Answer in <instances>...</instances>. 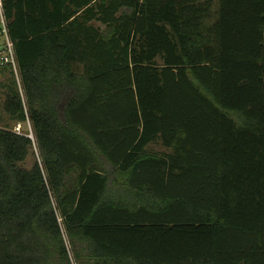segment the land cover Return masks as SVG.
<instances>
[{"label":"trees","instance_id":"trees-1","mask_svg":"<svg viewBox=\"0 0 264 264\" xmlns=\"http://www.w3.org/2000/svg\"><path fill=\"white\" fill-rule=\"evenodd\" d=\"M2 10L0 264H264V0Z\"/></svg>","mask_w":264,"mask_h":264},{"label":"rangeland","instance_id":"rangeland-1","mask_svg":"<svg viewBox=\"0 0 264 264\" xmlns=\"http://www.w3.org/2000/svg\"><path fill=\"white\" fill-rule=\"evenodd\" d=\"M2 42H3V38L0 37V43ZM1 58L2 56L0 55V127L13 129L19 132L21 131L23 133H27L29 136L34 137L32 127L29 122L18 123L17 121L12 120L4 109L5 90L2 87V83H4L5 80H9L11 78L12 71H11V67L9 65L4 64ZM14 75L17 79V83L20 88V91L23 94L22 89L20 87V78L18 77L17 73H15ZM33 161H34V156L33 155L29 156L25 162V166L27 168H30L33 164Z\"/></svg>","mask_w":264,"mask_h":264},{"label":"built area","instance_id":"built-area-1","mask_svg":"<svg viewBox=\"0 0 264 264\" xmlns=\"http://www.w3.org/2000/svg\"><path fill=\"white\" fill-rule=\"evenodd\" d=\"M0 10H1L0 37L3 38V42L0 43V55L2 56L1 59L4 64L9 65L14 70V72L18 74L15 46L9 36L7 23L3 15L2 0H0Z\"/></svg>","mask_w":264,"mask_h":264},{"label":"crops","instance_id":"crops-1","mask_svg":"<svg viewBox=\"0 0 264 264\" xmlns=\"http://www.w3.org/2000/svg\"><path fill=\"white\" fill-rule=\"evenodd\" d=\"M154 149L158 150L159 152L165 151V148H161L158 146H154Z\"/></svg>","mask_w":264,"mask_h":264},{"label":"water","instance_id":"water-1","mask_svg":"<svg viewBox=\"0 0 264 264\" xmlns=\"http://www.w3.org/2000/svg\"><path fill=\"white\" fill-rule=\"evenodd\" d=\"M32 138V136H30Z\"/></svg>","mask_w":264,"mask_h":264}]
</instances>
